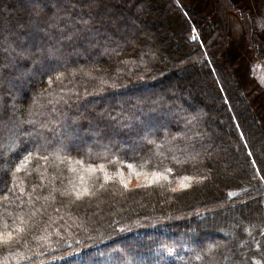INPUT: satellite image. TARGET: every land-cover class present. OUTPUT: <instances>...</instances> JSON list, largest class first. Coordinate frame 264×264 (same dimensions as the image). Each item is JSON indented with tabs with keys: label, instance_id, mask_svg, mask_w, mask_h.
<instances>
[{
	"label": "trees",
	"instance_id": "1",
	"mask_svg": "<svg viewBox=\"0 0 264 264\" xmlns=\"http://www.w3.org/2000/svg\"><path fill=\"white\" fill-rule=\"evenodd\" d=\"M231 15L264 66V0H0V264H264Z\"/></svg>",
	"mask_w": 264,
	"mask_h": 264
},
{
	"label": "rangeland",
	"instance_id": "2",
	"mask_svg": "<svg viewBox=\"0 0 264 264\" xmlns=\"http://www.w3.org/2000/svg\"><path fill=\"white\" fill-rule=\"evenodd\" d=\"M155 26V24H153ZM231 25H232V38L231 42H233V50L236 53L242 54V67L240 72L244 74L247 82H251L252 86L255 87V93L259 92L262 96H264V66L258 62L255 58H253L250 53L244 48L242 44V34L243 29L239 19L231 15ZM236 42V45H235ZM238 45V46H237ZM241 47V49H240ZM246 55V56H245ZM157 88V87H156ZM184 88H188L187 84L184 83ZM213 117L210 116L209 120L212 121ZM228 169V168H227ZM95 168L86 167L80 174L78 179H83L85 176H91L95 174ZM227 176H231L230 172H226ZM216 185V184H215ZM235 212V211H234ZM228 213V212H227ZM229 213H232L230 210ZM211 220L213 222H218V216H212Z\"/></svg>",
	"mask_w": 264,
	"mask_h": 264
}]
</instances>
